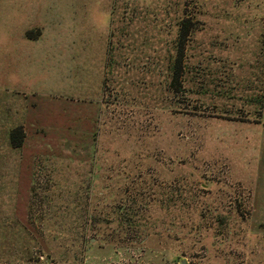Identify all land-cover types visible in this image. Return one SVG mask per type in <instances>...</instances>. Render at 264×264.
<instances>
[{"label": "rangeland", "instance_id": "obj_1", "mask_svg": "<svg viewBox=\"0 0 264 264\" xmlns=\"http://www.w3.org/2000/svg\"><path fill=\"white\" fill-rule=\"evenodd\" d=\"M0 264H264V0H0Z\"/></svg>", "mask_w": 264, "mask_h": 264}, {"label": "trees", "instance_id": "obj_2", "mask_svg": "<svg viewBox=\"0 0 264 264\" xmlns=\"http://www.w3.org/2000/svg\"><path fill=\"white\" fill-rule=\"evenodd\" d=\"M190 18H182L177 23V31L174 41V55L172 59V69H171V86L175 93L180 90L182 84L183 67L185 59V51L188 41L192 33L196 30L192 25ZM19 133V138L17 139L15 135ZM10 142L13 148H19L23 141V131L20 127L14 128L10 131Z\"/></svg>", "mask_w": 264, "mask_h": 264}]
</instances>
